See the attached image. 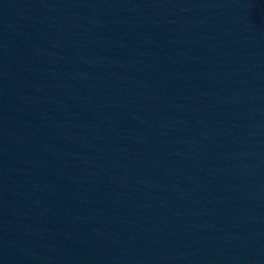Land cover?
Returning a JSON list of instances; mask_svg holds the SVG:
<instances>
[{
    "label": "water",
    "instance_id": "obj_1",
    "mask_svg": "<svg viewBox=\"0 0 264 264\" xmlns=\"http://www.w3.org/2000/svg\"><path fill=\"white\" fill-rule=\"evenodd\" d=\"M0 264H264V0H0Z\"/></svg>",
    "mask_w": 264,
    "mask_h": 264
}]
</instances>
